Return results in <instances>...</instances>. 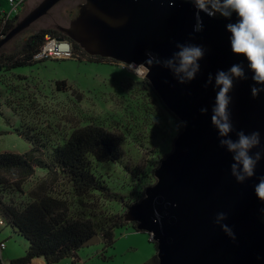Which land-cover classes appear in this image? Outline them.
I'll return each instance as SVG.
<instances>
[{
    "label": "water",
    "instance_id": "1",
    "mask_svg": "<svg viewBox=\"0 0 264 264\" xmlns=\"http://www.w3.org/2000/svg\"><path fill=\"white\" fill-rule=\"evenodd\" d=\"M60 1L41 0L4 36L0 48ZM196 11L192 2L183 0H85L70 24L61 29L89 54L144 66L165 105L187 122L173 150L155 169L156 182L125 214L128 221L138 222L139 231L149 232L157 241L160 264H264L257 259L264 256V223L259 220L264 201L254 191L264 176V159L253 177L238 183L231 174V153L220 146L211 123L217 71L239 63L248 75L237 80L229 93L233 139L239 130H260L264 137V92L252 97L254 82L247 61L230 49L226 25L236 22L235 13L226 18L201 12L203 29L197 32ZM178 44H198L205 49L200 71L187 83H180L163 64ZM149 52L160 63H144ZM202 108L207 111L201 112ZM221 211L227 217L216 224ZM223 224L233 229L235 241ZM96 242H100L97 234L85 245Z\"/></svg>",
    "mask_w": 264,
    "mask_h": 264
},
{
    "label": "rangeland",
    "instance_id": "2",
    "mask_svg": "<svg viewBox=\"0 0 264 264\" xmlns=\"http://www.w3.org/2000/svg\"><path fill=\"white\" fill-rule=\"evenodd\" d=\"M40 1L25 0L19 8L22 12L18 13L17 21ZM79 2L82 0H61L46 15L5 43L4 51L16 50L23 39L40 29L61 31L74 18ZM11 10L9 0H0V11ZM15 16L13 13L12 18ZM2 32L1 40L4 38ZM42 51L43 57H38L40 53L36 55L46 59L42 63L17 67L14 72L0 71V130L3 131L0 152L27 151L30 144L16 131L28 130L27 126L54 127L58 130L54 136L65 137L74 128L90 122L104 125L119 140L123 158L120 162L98 163L99 170L112 188L124 194L127 202L138 199L145 193L150 179L156 182V176L148 178V174L173 150L174 141L183 130L182 121L153 88L146 68L142 72L138 70L144 66L118 61L108 64L86 54L81 55L83 60L58 58L44 55ZM62 80L64 83L59 84ZM44 175L45 172L39 170L28 182V190ZM98 204L99 209L107 212L116 213L121 208L119 203L115 205L106 200ZM3 240L6 247L1 243ZM27 246L26 238L14 233L11 226L0 223L1 264H5L2 258L23 255ZM156 254L157 247L149 232L126 226L116 229L113 246L106 247L100 240L81 248L74 263L72 258H65L52 264H142Z\"/></svg>",
    "mask_w": 264,
    "mask_h": 264
},
{
    "label": "trees",
    "instance_id": "3",
    "mask_svg": "<svg viewBox=\"0 0 264 264\" xmlns=\"http://www.w3.org/2000/svg\"><path fill=\"white\" fill-rule=\"evenodd\" d=\"M17 19L18 15L6 22L2 35L14 27ZM47 34L57 36L60 30L33 32L12 52L4 51L2 46L0 71L14 72L17 67L45 61L36 55L42 50ZM67 39L73 46L72 57L83 60L81 55L88 53L78 42L70 37ZM96 58L108 64L116 61L110 57ZM27 127L28 130H16L30 144L27 151L0 152L1 225L11 226L14 233L28 241L25 253L12 259L11 264H29L40 257L48 264L65 258L75 260L79 258V250L89 246L85 242L96 234L106 247H111L117 228L130 226L138 231V222L128 221L125 214L145 193L133 202H127L122 192L107 183L98 167V163L120 162L123 158L119 140L111 131L104 125L90 122L74 128L65 137L59 134L56 137L53 134L58 130L54 127ZM2 133L0 130V135ZM155 169L150 171L148 178H154ZM39 170L45 175L38 177L28 190V182ZM147 183L145 192L153 184L152 179ZM105 200L115 205L119 203L120 211L99 209L98 202L102 204ZM151 241L157 247V242ZM142 264H160L158 255Z\"/></svg>",
    "mask_w": 264,
    "mask_h": 264
},
{
    "label": "clouds",
    "instance_id": "4",
    "mask_svg": "<svg viewBox=\"0 0 264 264\" xmlns=\"http://www.w3.org/2000/svg\"><path fill=\"white\" fill-rule=\"evenodd\" d=\"M191 2L197 10L195 25L197 32L203 29L201 12L212 17L219 14L226 18L235 13L238 17L236 22L226 25V30L231 34L228 38L230 49L233 54L242 56L247 61V69L250 70L251 79L254 82L251 86V95L253 98L259 97L260 93L264 92V0H191ZM117 23H123V21ZM204 55L205 49L202 45L178 44L177 51L164 60L163 64L173 71L180 83H187L195 79L200 71V60ZM147 56L144 62L147 65L152 66L154 62L160 63L151 52ZM247 78L245 68L239 63L231 65L226 71L223 69L217 71L215 74L216 95L211 109V123L220 137V146L231 153V174L238 183L253 177L258 164L264 159V137L260 130L251 132L239 130L235 139L230 136L234 125L229 107L232 97L229 93L237 80ZM208 82H212L211 74H209ZM206 111L205 108L201 109V112ZM181 125L186 127L187 122L182 121ZM179 129L178 126L176 131L178 132ZM254 191L257 197L264 201V176L255 184ZM259 213V220L264 223V208H261ZM226 217V212H218L214 222L221 224ZM157 219H160L158 212ZM222 227L235 241L236 235L233 229L227 224H223ZM257 259L264 260V256H258Z\"/></svg>",
    "mask_w": 264,
    "mask_h": 264
},
{
    "label": "built area",
    "instance_id": "5",
    "mask_svg": "<svg viewBox=\"0 0 264 264\" xmlns=\"http://www.w3.org/2000/svg\"><path fill=\"white\" fill-rule=\"evenodd\" d=\"M12 6V10L10 12L7 11H0V33L2 30L4 31V26L8 20L12 19V14L15 13L16 15L18 14L19 8L22 6L25 0H9ZM191 1V0H187ZM216 16H221L217 14ZM43 49V54L44 55H52L53 57H58V58H65L68 59L72 57L73 53V46L72 43L69 42L68 40H59L58 36H47V40L45 44L42 47ZM40 51V56L38 57H43L41 55ZM46 57V56H45ZM0 223L1 220H0ZM2 245L6 247L5 242L1 241Z\"/></svg>",
    "mask_w": 264,
    "mask_h": 264
},
{
    "label": "crops",
    "instance_id": "6",
    "mask_svg": "<svg viewBox=\"0 0 264 264\" xmlns=\"http://www.w3.org/2000/svg\"><path fill=\"white\" fill-rule=\"evenodd\" d=\"M5 260H8V261H9V264H11V260H12V259H10V258H9V259H3V258H2V262L4 261L5 264H8V263H6ZM75 260H76V259H75ZM75 260L72 258L73 263H74ZM4 262H3V263H4ZM0 264H1V263H0ZM31 264H48V263L45 261L44 258L40 257V258H36V259H34V260L32 261Z\"/></svg>",
    "mask_w": 264,
    "mask_h": 264
},
{
    "label": "flooded vegetation",
    "instance_id": "7",
    "mask_svg": "<svg viewBox=\"0 0 264 264\" xmlns=\"http://www.w3.org/2000/svg\"><path fill=\"white\" fill-rule=\"evenodd\" d=\"M84 2V0H82V2H79V3H77L76 4V8H77V10H76V12L78 13V10H79V6H80V4H82ZM20 12H22V10H20ZM19 11H18V13H20ZM77 13L74 15V17L77 15ZM18 15V14H17ZM19 17V16H18ZM60 35L61 36H64V37H69L64 31H60ZM59 35V36H60ZM92 57H97V55H91ZM98 56H100V55H98Z\"/></svg>",
    "mask_w": 264,
    "mask_h": 264
},
{
    "label": "bare ground",
    "instance_id": "8",
    "mask_svg": "<svg viewBox=\"0 0 264 264\" xmlns=\"http://www.w3.org/2000/svg\"><path fill=\"white\" fill-rule=\"evenodd\" d=\"M183 1H187V0H183ZM189 2H191V1H189ZM214 17H222V16H214ZM82 48H83V47H82ZM83 49H84V48H83ZM84 50H85V49H84ZM85 51H86V50H85ZM86 52H87V51H86ZM87 53H88V52H87ZM88 55L91 56L92 54H89V53H88ZM70 58H72V57H70ZM138 70L142 72V71L145 70V68L140 67ZM156 180H157V178H156ZM153 184H154V183H153ZM151 185H152V184H151ZM145 194H146V192H145ZM138 231H139V230H138ZM150 236H151V240H153V239H152L153 237H152L151 234H150ZM100 240H101V239H100ZM154 241H155V240H154ZM155 242H157V241H155ZM157 245H158V243H157Z\"/></svg>",
    "mask_w": 264,
    "mask_h": 264
}]
</instances>
